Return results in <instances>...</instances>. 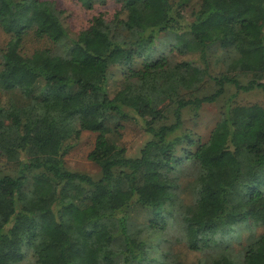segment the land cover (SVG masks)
<instances>
[{
	"label": "trees",
	"instance_id": "trees-1",
	"mask_svg": "<svg viewBox=\"0 0 264 264\" xmlns=\"http://www.w3.org/2000/svg\"><path fill=\"white\" fill-rule=\"evenodd\" d=\"M115 1L73 33L53 0H0V264H264V231L239 236L264 226V105L234 99L264 92V0H200L190 20L192 0ZM212 103L207 140L181 130ZM129 120L150 135L134 157ZM83 131L97 177L65 162ZM168 232L182 250L161 249Z\"/></svg>",
	"mask_w": 264,
	"mask_h": 264
},
{
	"label": "rangeland",
	"instance_id": "rangeland-1",
	"mask_svg": "<svg viewBox=\"0 0 264 264\" xmlns=\"http://www.w3.org/2000/svg\"><path fill=\"white\" fill-rule=\"evenodd\" d=\"M57 3V5L65 9V21L69 26L70 30L75 33L76 31H80L82 29L87 28L92 19L99 15L103 14L106 17L110 18L116 10L119 9L120 3L115 0H106L105 2H94L91 5H85L80 0H53ZM200 0H192L191 4L186 8L185 15L190 20L192 18V10L197 8ZM176 37V33L168 32L161 33L160 39L157 42L156 48L153 52V55H159L161 52H167L169 49V45L172 41H174ZM9 39V35L6 34L0 26V48L4 47ZM43 42L40 40H36L34 37H29L26 44L25 49L33 50L34 48L42 45ZM214 67L213 57L210 58ZM142 64V59L138 58L136 63V68H139ZM216 67V65H215ZM127 67L121 66H113L110 68V81L111 85L117 87L118 83L122 79L124 74V70ZM235 89L232 88L231 92H234ZM3 100L6 97L5 95L0 94ZM234 99L237 103L240 104H248V103H259L264 105V92L259 89H255L252 91L244 92L239 91L234 96ZM219 118V105L218 104H206L200 111L198 116H192L190 114H186L184 117V127L181 130H189L192 132L194 139H201L203 141L207 140L210 132ZM150 135L143 131L142 127L135 122L134 120H129L123 122V128L121 129L120 142L123 146H125L127 155L130 157L137 156L140 152V149L143 147L145 142L150 138ZM96 139V133L91 131H83L79 141L76 145L69 151V153L65 157L66 165L73 170H80L87 172L88 174L97 177L99 173V167L93 161L88 158L89 152L92 150ZM188 163L186 162L184 166L182 165L179 169L180 177L186 179L188 181L191 173L188 172ZM11 165H8L4 157H0V169L1 170H10ZM184 186V184H182ZM186 194L182 196L187 198L190 197V192L186 190ZM240 238L243 240L249 234L258 235L264 231V226H251V227H241L240 229ZM175 233L168 232L166 237L164 238V244L161 249L172 248L174 250H182L184 245L181 241H177L175 239ZM238 240V239H237ZM236 240V247L239 242ZM159 241V239H157ZM155 240L154 243L157 244ZM211 254V253H210ZM209 254V256H210ZM163 262L159 259L158 264H162ZM22 264H32V256L31 251L27 250L25 253V258Z\"/></svg>",
	"mask_w": 264,
	"mask_h": 264
}]
</instances>
